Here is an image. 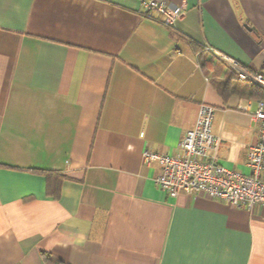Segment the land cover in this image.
<instances>
[{
  "label": "crops",
  "instance_id": "obj_1",
  "mask_svg": "<svg viewBox=\"0 0 264 264\" xmlns=\"http://www.w3.org/2000/svg\"><path fill=\"white\" fill-rule=\"evenodd\" d=\"M183 1L167 28L141 0H0V264H264V205L171 198L141 159L205 104L217 163L250 173L259 99L222 56L264 76V0Z\"/></svg>",
  "mask_w": 264,
  "mask_h": 264
},
{
  "label": "built area",
  "instance_id": "obj_2",
  "mask_svg": "<svg viewBox=\"0 0 264 264\" xmlns=\"http://www.w3.org/2000/svg\"><path fill=\"white\" fill-rule=\"evenodd\" d=\"M140 5L143 17L149 20L159 18L167 28H174L186 9L183 0L175 6L168 5L166 0H141ZM222 59L235 72L238 80L248 81L264 91L263 75L245 70L225 56ZM214 114L213 107L200 105L195 124L184 132L177 154L146 149L141 154L142 162L159 167L155 184L171 198L180 194H201L247 210L264 205V100H257L253 114L258 135L256 143L248 150L246 165L250 173L247 175L224 169L217 163L215 153L220 140L211 130Z\"/></svg>",
  "mask_w": 264,
  "mask_h": 264
},
{
  "label": "trees",
  "instance_id": "obj_3",
  "mask_svg": "<svg viewBox=\"0 0 264 264\" xmlns=\"http://www.w3.org/2000/svg\"><path fill=\"white\" fill-rule=\"evenodd\" d=\"M249 90L251 92V96L256 97L258 99H261V100H264V91L263 90H261L257 87H254V86H250ZM37 173H41L42 175L45 176L46 185H47V192L51 193V195H53V197L56 198L58 196V190H59L58 184L61 182L63 177L59 176L53 172H49V171H38ZM52 181L56 182V185L54 186V191H52V188H51ZM41 256H42V259L45 262V264H62L61 262L54 261L46 253H42Z\"/></svg>",
  "mask_w": 264,
  "mask_h": 264
}]
</instances>
